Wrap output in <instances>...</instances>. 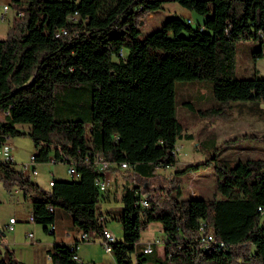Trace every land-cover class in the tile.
Returning <instances> with one entry per match:
<instances>
[{
  "label": "trees",
  "instance_id": "16d2710c",
  "mask_svg": "<svg viewBox=\"0 0 264 264\" xmlns=\"http://www.w3.org/2000/svg\"><path fill=\"white\" fill-rule=\"evenodd\" d=\"M168 1L204 15L203 23L170 16L141 37L146 17ZM11 4L18 13L0 38V110L6 112L0 143L23 133L17 124L27 123L34 164L55 159L80 174L54 177L45 188L14 159L0 158V180L8 190L28 194L34 221L48 231L61 207L77 229L103 236L106 193L96 184V156L129 164L122 168L121 205L106 211L123 230L112 242L116 264H264V155L232 159L207 152L198 162L177 166V142L193 136L175 112L176 80L207 79L216 102L200 108L201 116L248 112L264 118V76L236 73L237 41L264 43V0ZM254 49V57H263L262 47ZM168 167L174 168L171 176L160 172ZM208 167L218 177L220 196H184L180 177ZM152 221L165 232L163 256L153 255V243L151 251L140 243ZM208 232L215 239L206 242ZM75 254L77 245L67 243L55 244L50 253L53 264H95ZM0 264L25 263L6 248Z\"/></svg>",
  "mask_w": 264,
  "mask_h": 264
},
{
  "label": "rangeland",
  "instance_id": "374dc122",
  "mask_svg": "<svg viewBox=\"0 0 264 264\" xmlns=\"http://www.w3.org/2000/svg\"><path fill=\"white\" fill-rule=\"evenodd\" d=\"M188 12H192L193 15H196V17L199 18V20H193V17L192 19L189 18L192 25L196 26L199 22L203 23L205 18L204 15L199 14L193 10L191 11L177 1H168L164 3L162 8L156 10L152 13V15L150 14L146 17V21L141 29L140 36L143 37L153 29L160 27L162 23L170 16H179L187 19L188 17H190V15H187ZM7 16L9 17V20L7 18L4 19L2 17V14L0 13V29L8 27L10 23L12 24V14L10 15V13H8ZM4 37L5 36H0V38ZM254 47V50L261 47L264 50V43H262L260 40L237 41V76L249 77L252 76L255 71L258 72L260 76H264V54L262 55L263 57H254L252 50V48ZM189 102H192L194 104V108L189 105ZM215 102L216 100L213 95L211 80H176V116L184 123L185 131L193 136L191 140L182 138L177 142V166L182 167L189 163L198 162L199 160L204 159V157L207 155V152L216 154L218 153V156L220 157L232 159L244 158L247 156H260L262 154L264 155V152H249L244 147L245 144L247 145V142L251 140L253 144L259 145L261 148H264V118L249 114L248 112L234 113V116L228 118H209L200 115V108L207 107ZM17 127L24 132L21 134L10 136L7 140V143L13 147V159L15 165L18 167H22L23 164L32 162L31 155L35 147L31 136L27 133L29 125L27 123H18ZM199 142H206L207 144L209 143V145H205L204 147H202L199 145ZM222 146L224 147L223 149H221ZM253 153L258 154L252 155ZM67 168V163L63 161L39 162L36 163V169L38 170V174L36 175H39L41 179H43V183L45 179L46 185H44V187L49 188V180L51 179L52 174H55V177L57 179L73 178V176H71L67 172ZM173 170L174 168L168 167L166 169H160V172L166 174L167 176H171ZM122 178L124 180V176H122ZM180 179L183 184L184 196L186 197L201 196L204 198H213L214 196H220L218 191V177L212 167L202 168L198 171L185 173L180 177ZM119 188L120 187H118V189ZM16 189L18 188L13 187L11 190H8L0 180L1 208H5L7 210H15L19 205L18 202L23 201L22 192L16 194ZM27 199L28 202H31L28 194ZM23 202L25 203L26 200H24ZM104 203L105 202H103L104 208L102 207V210L105 213L104 209L106 208ZM12 215H14V212L12 213ZM107 219L109 228L112 230L115 238H120L123 233L120 221H118L111 215H108ZM6 232L8 234L11 232V230L6 227ZM91 237L95 238L99 236H94L92 234ZM164 238L165 232L163 230L162 223L160 221H152L145 229L141 231L140 243L148 244V241H152L149 243H153V246H156V250L153 252V255L163 256ZM98 241L99 240H97V242ZM100 242H98L99 246H91L93 248L96 247L98 250H100L101 248L104 254L108 255L109 253L105 250L103 243ZM90 243H92V241ZM10 249L13 250V248Z\"/></svg>",
  "mask_w": 264,
  "mask_h": 264
},
{
  "label": "crops",
  "instance_id": "0c3cea01",
  "mask_svg": "<svg viewBox=\"0 0 264 264\" xmlns=\"http://www.w3.org/2000/svg\"><path fill=\"white\" fill-rule=\"evenodd\" d=\"M4 3L10 4V7L5 12L2 8V4ZM0 13L2 14V17L4 19L7 18L9 20L7 14L10 13V15L12 14V17H14V15L18 13V10L12 7L11 0H0ZM187 15H190V17L188 18L192 19L193 17V20H199V18L196 17V15H193L192 12H188ZM10 25L11 23L8 25V27L0 29V36L7 35ZM263 104L264 102L261 103L262 107H264ZM5 113V111L0 110L1 120L4 119ZM249 142H251V140L248 141L247 145L245 144L244 146L245 149H247L249 152H264V148H261L259 145L253 144V142ZM256 154L258 153H253L252 155ZM33 166L36 167V164ZM121 171L122 168L119 167V169H115V166L107 169L106 171L107 176L112 179V184L107 191L106 196L103 198V202H105L104 204L106 208L104 209V211L106 214V211L108 209L117 208L121 205V202L117 200V196H119L122 190L121 186L125 182V178L124 180L122 178L123 173ZM53 176L55 177V174H53ZM30 178L43 187L44 185H46V180L44 179L43 183V179H41L39 175L30 176ZM55 179L57 178L55 177ZM118 187H120L121 189H118ZM20 192H22L23 194V201L26 200L25 203L23 201H19V205L15 210H7L0 207V256H2L6 248L10 247L13 248L15 256L25 264H53L50 255L51 250L57 243H67L69 245H77V254L81 261H93L95 264H116V259L112 252L107 251L109 253L107 255L104 254L101 248L100 250H98L96 247L93 248L91 246H99L98 242L102 241L103 236L92 238L91 235H89V238L83 237L84 232L77 229V227L74 225L71 215L64 208L57 207L55 209L54 223L56 227L54 232H48L45 229L44 224L30 220V215H32V204L30 201L28 202L27 193L23 189L18 188L15 190L16 194ZM13 212L14 215H12ZM12 216L16 218L14 229L7 234L6 227L9 224L8 219ZM106 223L107 227L109 228L108 219H106ZM97 240L99 241L97 242ZM91 241L93 244L90 243ZM149 242L152 241H148L147 243ZM153 247L156 250V246Z\"/></svg>",
  "mask_w": 264,
  "mask_h": 264
},
{
  "label": "built area",
  "instance_id": "2783aa9c",
  "mask_svg": "<svg viewBox=\"0 0 264 264\" xmlns=\"http://www.w3.org/2000/svg\"><path fill=\"white\" fill-rule=\"evenodd\" d=\"M10 7L9 3H4L2 4V8L4 10V12L6 10H8V8ZM73 18V16H71ZM62 32H66L65 29L61 30ZM13 147L10 146L7 142L5 143H0V158L4 159V160H12L13 159ZM88 159V157H87ZM31 161L29 163L23 164V166L21 167L23 169V171L28 174V175H36L38 173V170L36 169L34 164V156L33 154L31 155ZM50 161L52 162H56L55 159H51ZM95 165L97 167V169L99 170L100 174L98 176V178H96V184L98 186V188L100 189L101 192L105 193L109 190L111 184H112V179L107 176L106 171L109 168L112 167H120V168H126L129 166V164L127 162H121V163H114V162H109L104 160V158H98L95 156ZM68 173L73 176L74 178L79 177V172L76 170V168L73 165H68L67 168ZM49 185L53 186L54 185V176L52 174L51 179L49 180ZM141 202L143 204H148L147 200L142 198ZM107 214L102 213L100 215V221L103 223V239H102V243L104 245V248L106 251L108 252H112V242L115 240V235L113 234V232L107 227V223H106V219H107ZM30 220L34 221V217L33 215H30ZM16 221V218L14 216L9 218V224L7 226L8 229L13 230L14 229V223ZM55 223L53 222L52 224L49 225V229L48 232H54L55 230ZM83 237L85 238H89V235L84 233ZM205 237V241L209 242L214 240V236L211 232H208L207 234H204ZM151 245L150 244H145V251H151ZM75 259L80 260L79 256L77 254L74 255Z\"/></svg>",
  "mask_w": 264,
  "mask_h": 264
},
{
  "label": "bare ground",
  "instance_id": "6f19581e",
  "mask_svg": "<svg viewBox=\"0 0 264 264\" xmlns=\"http://www.w3.org/2000/svg\"><path fill=\"white\" fill-rule=\"evenodd\" d=\"M148 244H150V243H148Z\"/></svg>",
  "mask_w": 264,
  "mask_h": 264
}]
</instances>
